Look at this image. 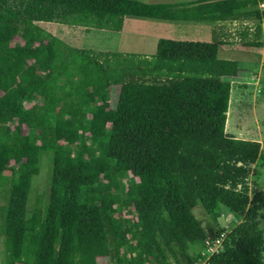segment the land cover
I'll list each match as a JSON object with an SVG mask.
<instances>
[{"label": "trees", "instance_id": "obj_1", "mask_svg": "<svg viewBox=\"0 0 264 264\" xmlns=\"http://www.w3.org/2000/svg\"><path fill=\"white\" fill-rule=\"evenodd\" d=\"M241 6L0 0L3 264H191L190 247L223 233V208L240 221L206 264H264V195L250 196L246 183L261 149L225 132L231 85L222 78L239 66L218 59L220 44L159 39L151 57L96 52L37 25L119 32L125 17L235 20ZM41 152L52 153L48 201L38 196L29 211Z\"/></svg>", "mask_w": 264, "mask_h": 264}, {"label": "rangeland", "instance_id": "obj_2", "mask_svg": "<svg viewBox=\"0 0 264 264\" xmlns=\"http://www.w3.org/2000/svg\"><path fill=\"white\" fill-rule=\"evenodd\" d=\"M147 3L148 0H138ZM155 2V0H153ZM149 3V2H148ZM162 21L126 17L122 31L120 33L107 31L85 29L80 26H68L57 23L39 22L37 25L46 32L63 40L65 43L82 49H88L96 52H118L139 54L151 57L155 53L156 42L159 39L179 41L177 38H167L173 35L175 30L163 27ZM259 27V39L262 48L251 50L219 48L218 58L222 60L236 61L239 69H243L245 74L235 78L226 79L231 84L228 110L226 114L225 132L237 139L256 141L260 144V156L255 162L249 163V176L246 179L249 188V195L254 191H260L264 195V29ZM238 25L235 28H242ZM254 32V25L251 27ZM234 42L239 43V38L232 37ZM15 39L14 42H18ZM195 41V40H183ZM209 42H215L216 38ZM245 77V78H244ZM110 107L113 108L116 103L118 88H110ZM26 107H33L34 102L25 104ZM40 172L33 177L31 190L28 198L27 208L32 210L34 202L38 196L42 197L45 204L48 201L52 153L41 152L39 155ZM2 203V199H0ZM260 228L264 233V209L260 212ZM240 218L226 209H222V214L218 219L219 228L223 233H227L234 227ZM3 239L0 237V262L2 261ZM203 248L201 246L190 247L189 257L193 260L191 264H206L204 257L201 255ZM168 264H175L167 256ZM264 259V254H263ZM98 264H110L107 258L101 259ZM180 264H187L186 261L180 260Z\"/></svg>", "mask_w": 264, "mask_h": 264}, {"label": "crops", "instance_id": "obj_3", "mask_svg": "<svg viewBox=\"0 0 264 264\" xmlns=\"http://www.w3.org/2000/svg\"><path fill=\"white\" fill-rule=\"evenodd\" d=\"M210 1L212 0H155V2H153V0H148L147 3L142 1L139 2L145 4H166V5H175L181 7L183 5L197 4L201 2H210ZM252 1L253 0H236V2L240 4H244V7L241 6V8L238 11L241 15L242 14L243 15L235 20L212 21L208 19L204 21H199V20H190V19H175V20H158V21H162L161 23L163 27H168L175 30V33L173 35H168L167 38L174 37L180 39L179 41L195 40L192 42H202V43H211L207 40L211 39V41H213V39L216 38L215 42H218L220 44L217 50V57H218L219 48L221 47L223 48L225 47L227 49L236 48L241 50H251L253 49L252 47L244 46L242 45V42L253 41V40L254 41L259 40L261 42V40L259 39L260 35L258 36V39L254 38L253 32L251 31L250 28L252 25H254L255 28L258 27L256 19L244 16L247 12L254 11L256 9V6L253 5ZM125 18L123 20L122 29L124 27ZM240 24L243 25L242 28L239 29L235 28ZM122 29L117 33H120ZM236 36L239 38L240 41L239 43L234 42L232 38V37L236 38ZM261 44L263 43L261 42ZM255 49H259V48H255ZM241 74H245L243 69L241 70L239 69L237 75L234 77H223L222 79L228 81L226 79L235 78L237 76H240Z\"/></svg>", "mask_w": 264, "mask_h": 264}, {"label": "built area", "instance_id": "obj_4", "mask_svg": "<svg viewBox=\"0 0 264 264\" xmlns=\"http://www.w3.org/2000/svg\"><path fill=\"white\" fill-rule=\"evenodd\" d=\"M256 10L261 14V18L260 20H257V23L262 27V32H263V29H264V0H257ZM224 235L225 234L222 233L219 238L213 241L206 240L204 242L203 252L201 255L204 257L205 261H207L209 256H211L212 254H217L220 251H222L223 249L222 240H223Z\"/></svg>", "mask_w": 264, "mask_h": 264}]
</instances>
